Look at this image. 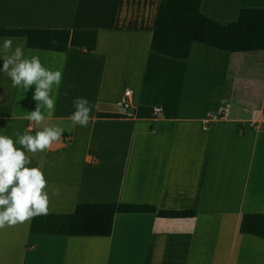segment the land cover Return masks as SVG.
<instances>
[{
    "label": "crops",
    "instance_id": "obj_1",
    "mask_svg": "<svg viewBox=\"0 0 264 264\" xmlns=\"http://www.w3.org/2000/svg\"><path fill=\"white\" fill-rule=\"evenodd\" d=\"M159 3L0 0V29L97 31L92 52L34 51L13 38V47L38 55L45 67L63 64V75L54 111L36 124L24 118L36 104L32 90L12 87L0 74V133L15 141L44 127L63 129L60 141L27 153V166L46 178L47 213L132 203L194 209L196 216L116 215L108 238L32 236L30 219L0 228V264L264 263V241L239 233L243 214L264 213V52L227 54L194 44L187 61L154 54ZM36 4L46 13L37 14ZM241 8H264V0H202L200 11L228 24ZM236 92L243 95L234 109ZM77 97L92 107L86 127L69 119ZM255 247L259 253L250 252Z\"/></svg>",
    "mask_w": 264,
    "mask_h": 264
},
{
    "label": "trees",
    "instance_id": "obj_2",
    "mask_svg": "<svg viewBox=\"0 0 264 264\" xmlns=\"http://www.w3.org/2000/svg\"><path fill=\"white\" fill-rule=\"evenodd\" d=\"M202 0H160L149 44L154 54L187 61L194 44L227 54L264 52V8H241L235 22L220 24L200 11ZM0 37L24 38L34 51L67 53L70 48L92 52L97 31L90 29H0ZM52 41L56 43L53 44ZM96 118H126L96 113ZM116 215H154L160 219H186L196 210H161L132 203H80L71 213H47L30 220L32 236L108 238ZM239 233L264 241V213H245Z\"/></svg>",
    "mask_w": 264,
    "mask_h": 264
},
{
    "label": "clouds",
    "instance_id": "obj_3",
    "mask_svg": "<svg viewBox=\"0 0 264 264\" xmlns=\"http://www.w3.org/2000/svg\"><path fill=\"white\" fill-rule=\"evenodd\" d=\"M0 74L7 75L12 87L22 88L25 93L32 90L31 99L36 104L25 119L39 124L46 119L45 113L51 115L54 111L63 64L52 70L41 63L38 55L29 57L22 46L13 47V38L0 37ZM72 103L75 111L69 119L86 127L92 112L88 99L77 97ZM62 133L60 127H44L34 135H18L15 141L0 133V228L47 214V181L41 169L27 166L31 163L27 153L43 152L60 141Z\"/></svg>",
    "mask_w": 264,
    "mask_h": 264
},
{
    "label": "rangeland",
    "instance_id": "obj_4",
    "mask_svg": "<svg viewBox=\"0 0 264 264\" xmlns=\"http://www.w3.org/2000/svg\"><path fill=\"white\" fill-rule=\"evenodd\" d=\"M33 8H35V12L37 13V14H39L40 16L41 15H43V14H45L46 13V6L45 5H35V6H33ZM152 83V82H151ZM149 88H150V90L152 91V92H150V93H153L154 91H156L157 89V87H155V86H157V83H156V81H153V83L151 84V85H147ZM232 91V90H231ZM230 91V92H231ZM243 94L242 93H235V95H234V98H232V101H234V103H232V108H234V109H237L238 107H239V103H242V99H241V96H242ZM247 96H251V94H249V95H247ZM247 103H251L252 105H254L255 106V101H246ZM251 250L252 251H250V252H257V253H259V249L257 250V247H255V248H251ZM264 264V263H263Z\"/></svg>",
    "mask_w": 264,
    "mask_h": 264
},
{
    "label": "built area",
    "instance_id": "obj_5",
    "mask_svg": "<svg viewBox=\"0 0 264 264\" xmlns=\"http://www.w3.org/2000/svg\"><path fill=\"white\" fill-rule=\"evenodd\" d=\"M125 96H126V97L129 96V92H126V93H125ZM123 106H124V107H128V102L124 101V102H123ZM261 130L264 132V125L261 127Z\"/></svg>",
    "mask_w": 264,
    "mask_h": 264
},
{
    "label": "bare ground",
    "instance_id": "obj_6",
    "mask_svg": "<svg viewBox=\"0 0 264 264\" xmlns=\"http://www.w3.org/2000/svg\"><path fill=\"white\" fill-rule=\"evenodd\" d=\"M227 1V0H226ZM220 4H222V3H220ZM221 6V5H220Z\"/></svg>",
    "mask_w": 264,
    "mask_h": 264
}]
</instances>
